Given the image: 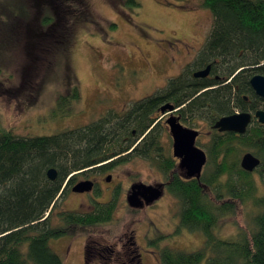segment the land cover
I'll return each mask as SVG.
<instances>
[{
  "label": "trees",
  "instance_id": "16d2710c",
  "mask_svg": "<svg viewBox=\"0 0 264 264\" xmlns=\"http://www.w3.org/2000/svg\"><path fill=\"white\" fill-rule=\"evenodd\" d=\"M123 2L141 6L138 0ZM37 3L50 10L42 23L59 29L62 39L58 45L65 43L66 52L77 24L98 22L88 0ZM18 4L16 11L4 5L1 16L25 14L24 0ZM202 4L214 21L196 58L163 88L127 110L111 109L84 126L51 135L21 136L0 125V264H64L50 240L66 233L87 236L86 264L109 258L113 248H101L91 237H111L106 226L114 222L119 192L109 202L95 201L94 208L86 212L58 208L77 174L115 157L103 170L131 157L149 160L157 167L181 206L175 234L188 230L205 237L199 249L189 251L161 246L171 235L158 234L149 242L158 249L160 264H264V194L260 188L264 186V125L254 118L245 133L213 128L222 116L264 109V98L251 85L255 74H264V0H202ZM35 36L38 39L42 34L35 30ZM208 65L212 66L209 76H195ZM80 99L78 85L60 93L53 116L72 115ZM167 103L175 105L183 122L195 127L197 120L205 121L210 128L204 145L208 161L200 178H188L163 147L164 129L157 120ZM246 152L261 159L253 172L242 167ZM51 168L58 171L54 180L48 175ZM245 208L248 224L236 222L235 236H220L221 220L237 217Z\"/></svg>",
  "mask_w": 264,
  "mask_h": 264
},
{
  "label": "rangeland",
  "instance_id": "374dc122",
  "mask_svg": "<svg viewBox=\"0 0 264 264\" xmlns=\"http://www.w3.org/2000/svg\"><path fill=\"white\" fill-rule=\"evenodd\" d=\"M138 1L139 8L123 0H88L98 22L77 24L66 52L65 43L58 45L62 39L59 29L42 23L51 13L47 6L24 0L25 14L11 13L6 19L1 16L3 6L16 11L20 0H0V125L21 136L51 135L78 128L103 117L108 110H127L179 75L204 45L214 21L212 12L202 0ZM35 30L42 34L38 39ZM75 85L80 88L81 99L75 103L74 113L54 117L58 95L70 92ZM195 128L202 131L197 145L206 149L210 128L200 120ZM163 143L172 153L169 131ZM109 174L113 175V184L107 181ZM94 175L102 188L100 192L79 194L70 189L58 208L92 210L95 201L113 199L112 186L117 184L120 191L115 219L106 226L111 237H91L101 248L111 246L113 252L109 258L100 257L89 264H160L158 249L149 242L158 234L171 235L162 240L161 246L193 251L204 244L205 237L199 232L183 230L175 234L181 206L174 195L168 193L149 208L130 207L125 190L131 181L165 178L146 159L131 157L113 169L97 170ZM80 180L77 178L71 187ZM260 188L264 194L262 184ZM236 222L248 224L246 208L237 217L222 219L217 232L224 238L235 236ZM75 234L50 240L64 264H86L87 237ZM132 235L136 245L128 242ZM136 247L140 259L135 258L139 251L131 253ZM104 255L109 256L107 252Z\"/></svg>",
  "mask_w": 264,
  "mask_h": 264
},
{
  "label": "water",
  "instance_id": "95a60500",
  "mask_svg": "<svg viewBox=\"0 0 264 264\" xmlns=\"http://www.w3.org/2000/svg\"><path fill=\"white\" fill-rule=\"evenodd\" d=\"M211 69L212 66L208 65L205 69L196 71L195 76L207 77L210 75ZM251 85L256 94L264 98V74H255L251 79ZM176 110L175 105L171 103H167L161 107L162 113H174ZM254 118L264 125V109H258L255 113L241 111L222 116L216 121L213 128L218 129L220 132L245 133ZM168 123L174 139V156L180 159V167L186 170L188 178H200L208 161L207 152L197 145L200 131L184 126L178 118L173 116L168 119ZM241 164L244 169L253 172L261 164V159L252 152H246L242 157ZM48 175L51 179H56L58 175L57 169H49ZM107 179L111 181L112 176L109 175ZM93 186L92 180H83L78 182L73 190L76 192H86L91 191ZM163 194L162 185L154 186L139 182L132 185L127 201L132 208H141L145 204H151L159 200Z\"/></svg>",
  "mask_w": 264,
  "mask_h": 264
},
{
  "label": "flooded vegetation",
  "instance_id": "af4514ba",
  "mask_svg": "<svg viewBox=\"0 0 264 264\" xmlns=\"http://www.w3.org/2000/svg\"><path fill=\"white\" fill-rule=\"evenodd\" d=\"M171 116L178 118L179 121H180L184 126H187V127H190V128H194V129H196L195 127H192V126L189 125L188 123H185V122L182 121V119H181V113H175V112H174V113H160L159 119H158L157 121H158L159 123H161V125L163 126V129H164V131H163V136H162V142H164V134L166 133V131H167V132L169 131V133H170V135H171L172 143H174V139H173V136H172V134H171L170 126H169V123H168V119H169ZM198 130H199V129H198ZM199 131H200V135H201V134H202V131H201V130H199ZM200 135H199V136H200ZM198 138H199V137H198ZM163 147H164V148H167L166 144L163 143ZM172 154H173V157L177 160V163H179V165H180V159L174 156V152H172ZM147 161H149V160H147ZM114 162H115L114 158H111V159H108V160H105V161H102L101 163H99V165H98L97 168H94V169H92V170L85 171V172H81V173L77 174L75 180H76L77 178H81L80 181H83V180H92V181H93L94 186H93V189H92L91 191H86V192H76V191H74L73 188H74V186H75L76 184H75L74 186L71 187V185L74 183V181H73V183L70 184V185L68 186L65 195L67 194V192H68L70 189H72V191H74V192H76V193H79V194H86V193H88V194H92V193H94V192H100V191L102 190V188L100 187V183H99V181L97 180V178H96V176L94 175V173H95V171H97V170H103V169L106 168L108 165L113 164ZM149 162H150V161H149ZM150 163H151V162H150ZM159 171H160V170H159ZM185 171H186V170H185ZM160 172H161V171H160ZM161 173H162V172H161ZM162 174H163V173H162ZM109 175H111V176H112V179H113V175H112V174H109ZM109 175H108V176H109ZM163 176H164V175H163ZM107 178H108V177H107ZM112 179H111V181H108V179H107L108 183L113 184V183H114V180H112ZM80 181H79V182H80ZM139 182H144V183H146V184H151V185H154V186L162 185V186H163V190H164V194H163V196H162L159 200H156L155 202H153V203H151V204H145V205H144L143 207H141V208H132V207L130 206V207H131L132 209H134V210H138V209H143V208H149V207H152V206L156 205V204H157V203H158L163 197H165V195H167L168 193H170L169 190H168V186H167L168 182L166 181L165 178L161 179L160 181H155V182H145V181H141V180H138V181L135 180V181H131L130 184H129V186H128V188L125 190V191H126V197H127V198H128V195H129V193H130V191H131L132 185L135 184V183H139ZM66 183H67V181H66ZM66 183H65V185H66ZM63 188H64V187H63ZM119 191H120V190L117 188V184H114V185L112 186V191H111L112 194L114 195V194H116V193L119 192ZM170 194H171V193H170ZM65 195H64V196H65ZM86 237H87V236H86ZM128 242L131 243V244H133V245H136L135 236L132 235V237L128 240ZM135 251H137V252L139 251L138 247H136V249H134L131 253H134ZM85 255H86V253H85ZM136 257H138L139 259L142 257L140 251L137 253Z\"/></svg>",
  "mask_w": 264,
  "mask_h": 264
}]
</instances>
